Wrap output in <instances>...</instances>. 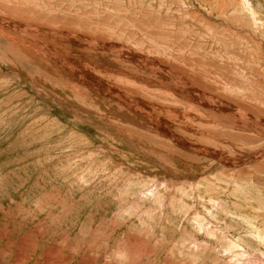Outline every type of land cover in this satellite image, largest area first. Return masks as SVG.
I'll return each instance as SVG.
<instances>
[{
    "label": "rangeland",
    "instance_id": "1",
    "mask_svg": "<svg viewBox=\"0 0 264 264\" xmlns=\"http://www.w3.org/2000/svg\"><path fill=\"white\" fill-rule=\"evenodd\" d=\"M10 22L0 264H264V0H0Z\"/></svg>",
    "mask_w": 264,
    "mask_h": 264
},
{
    "label": "bare ground",
    "instance_id": "2",
    "mask_svg": "<svg viewBox=\"0 0 264 264\" xmlns=\"http://www.w3.org/2000/svg\"><path fill=\"white\" fill-rule=\"evenodd\" d=\"M239 9V8H238ZM10 25H11V22H10V24H6L5 26L4 25H0V34H2L4 37L6 36L8 39H10L9 37H10ZM12 26V25H11ZM13 28V27H12ZM14 29H15V27H14ZM15 30H18V29H15ZM35 31H36V29H35ZM36 32H38V31H36ZM12 33V32H11ZM14 33V32H13ZM38 35V37L37 38H33V39H42V40H39L38 42H37V51L39 52V53H41V49H42V47H43V49L42 50H44V52L45 53H47V54H49V49H48V47L47 46H49V43L46 41V39L45 38H48V32L47 33H43L42 31H39L38 33H37ZM56 34H59V36H61V35H63V34H60V33H58V32H56ZM13 35V34H12ZM52 35V34H51ZM55 35V34H54ZM67 35V34H66ZM63 38H64V36H62ZM16 38V37H15ZM75 38H77V37H75ZM80 39H78V40H75V41H78L80 44H81V42H83V45H85V47H87V45L88 44H90V45H95L93 42H92V44L89 42V41H87V40H84V39H82V37H79ZM20 39V38H19ZM19 39H15L16 41L18 40V41H20ZM70 39H72V38H70ZM11 40V39H10ZM75 41H73L72 43H74ZM15 42V41H14ZM94 42H95V40H94ZM17 44V43H16ZM52 44V43H51ZM76 44V43H75ZM13 45H15V44H13ZM47 45V46H46ZM105 45V44H104ZM102 46V48L103 47H105L107 50H109V51H111V50H115V51H118V46L117 45H112V46ZM108 45H109V43H108ZM17 46H18V44H17ZM19 46H21V45H19ZM44 46H46V47H44ZM17 48V47H16ZM24 48V47H23ZM26 48V47H25ZM97 49V48H96ZM105 49V50H106ZM121 49V52L119 53V54H122L123 56L125 55V57L126 56H128V54H126V53H124V51H123V49L122 48H120ZM127 51H129V50H127ZM104 52V51H103ZM119 52V51H118ZM29 53V52H28ZM30 53H32V52H30ZM106 53V52H105ZM53 54V53H52ZM53 56L55 57V56H57V54H53ZM119 56V55H118ZM130 56L133 58V59H135V60H140V59H142V57H138V55L136 54V55H133V54H130ZM143 59H144V57H143ZM145 60V59H144ZM83 61H85V59L83 60ZM87 61V60H86ZM143 61V60H142ZM141 60H140V62H142ZM151 62V61H150ZM69 63V62H68ZM91 63V62H90ZM152 64H153V66L154 67H156V66H159L157 63H156V61L154 62L153 60H152V62H151ZM72 63H70V66L72 67V72H73V77H74V79H76V78H79L80 80H82L83 81V75H82V71H80L76 66H74L73 64L71 65ZM93 64H95V63H93ZM76 68V69H75ZM85 73H87V72H85ZM84 74V73H83ZM87 74H89V73H87ZM87 74H84V76H86V77H88V79L89 80H86L85 81V83L87 84V85H89V86H92V89H94L96 92H100V93H102L103 95L105 94V95H109V96H116V94L115 93H118V94H121V92L119 91V90H116V89H114L113 87H110V86H99L97 83H95V82H93V81H90V76L92 75H90V76H88ZM85 80V79H84ZM200 81V80H199ZM83 83V82H82ZM84 83V84H85ZM101 87H102V89H101ZM189 89H191V88H189ZM88 90H90V89H88ZM194 90V89H193ZM191 91V90H190ZM197 93V92H196ZM218 93V92H217ZM192 94V93H191ZM198 95H196V96H194V94L193 95H190L189 97L192 99V97H194V99H196L195 101H197V99L199 98V93H197ZM186 95V94H185ZM188 97V96H187ZM111 99V98H110ZM189 99V98H188ZM212 99V98H211ZM249 99V98H248ZM199 100H200V98H199ZM198 103H200V102H198ZM131 105H132V108L134 107V106H138L135 102H132V103H130ZM195 104V103H194ZM219 110V109H218ZM224 111V113H229V114H232V111H231V109L229 108L228 110H223ZM236 113V112H235ZM242 113V112H241ZM246 113V112H245ZM228 114V115H229ZM168 115V114H167ZM233 115V114H232ZM248 115V114H247ZM175 116V115H174ZM242 116V115H241ZM243 117V116H242ZM143 118H146V119H148V121H150L151 123H156V121L158 120H156V118H153V119H149L148 118V116L145 114L144 116H143ZM184 118V117H183ZM246 118V117H245ZM241 119V118H240ZM161 120V119H160ZM163 120V119H162ZM173 121V120H172ZM183 121V120H182ZM187 121H189V119L187 120ZM163 122H165V121H163ZM185 122V121H184ZM190 122V121H189ZM183 124V123H182ZM161 125V124H160ZM185 125V124H184ZM184 127H187V126H184ZM163 129V128H162ZM170 134V133H169ZM168 135V134H167ZM196 135H198V134H196ZM170 138H171V136H169ZM172 137H173V135H172ZM173 139V138H172ZM199 151H202V150H199ZM202 153H208L206 150H204V151H202Z\"/></svg>",
    "mask_w": 264,
    "mask_h": 264
}]
</instances>
